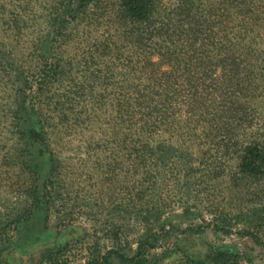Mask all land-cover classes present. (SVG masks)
<instances>
[{"label":"trees","instance_id":"1","mask_svg":"<svg viewBox=\"0 0 264 264\" xmlns=\"http://www.w3.org/2000/svg\"><path fill=\"white\" fill-rule=\"evenodd\" d=\"M80 1L82 11L70 13L67 25L98 26L101 15H109L108 27L114 31L110 44L91 45L81 82L75 81L78 62L61 56L59 40L47 55L40 39L30 53L33 66L22 72L16 68L12 77L5 71L8 82L15 84V109L10 108L7 122L15 144L31 142V147L49 149L47 129L57 131V122H81L84 117L88 125L99 124L105 113L103 123L109 129L105 142L123 145L124 157L138 167L139 195L148 190L165 193V199L152 205L145 202L139 209L146 229L162 221L173 196L188 193L195 207L203 204L199 195L209 182L224 181L229 161H234L236 171L227 186L230 198L254 203L252 209H242L247 217L245 234L264 248V116L258 108L259 100H264V49L256 39L264 30V0H175L169 5L161 0H118L112 8L107 0ZM60 4L62 14L72 5ZM50 16L51 12L44 18ZM61 22L62 30H68ZM66 83L67 93H54ZM172 132L185 150L196 145L199 156L194 159L187 151L162 145L161 134ZM14 154L10 158L31 173L35 184L25 190L32 208H47L61 199L62 173L54 164L41 185L43 174L23 155L24 149L14 146ZM50 158L54 163L52 152ZM211 206V214L224 216L223 207L218 215L216 204ZM143 244L131 259L114 254L139 264L145 255ZM112 253L104 254L102 263L89 264H110ZM232 253L215 249V262L228 264L223 260Z\"/></svg>","mask_w":264,"mask_h":264},{"label":"rangeland","instance_id":"2","mask_svg":"<svg viewBox=\"0 0 264 264\" xmlns=\"http://www.w3.org/2000/svg\"><path fill=\"white\" fill-rule=\"evenodd\" d=\"M61 2L72 3L63 14ZM161 2L169 5L175 0ZM55 3L57 10H52ZM80 3V0H0V264L102 263L108 251L113 252L110 264H137L124 261L114 252L131 259L139 253L143 242L145 255L139 264H192L193 261L218 264L213 254L215 249L233 252L232 257L223 260L228 264H264V248L245 234L248 226L243 210L252 209L254 203L245 201L243 205L238 199L230 198L227 186L229 175L236 171L234 161H229L224 181L209 182L210 186L199 195L205 201L203 204L195 207L188 193L183 198L173 196V204L164 212L162 221L146 229L139 209H143L145 202L152 205L165 199V193L148 190L142 193L144 196L139 195L138 167L130 165L124 157L123 145L105 142L109 139L107 122L103 123L105 113L99 124L88 125L84 117L81 122L74 119L57 122V131L47 129L49 149L41 145L31 147V142L15 144L12 129L7 125L10 108L15 107L12 98L15 84L8 82L10 78L5 71L12 77L16 68L22 72L33 66L35 60L30 58V53L40 39L43 41L40 47L47 55L59 40L63 46L61 56L73 64L78 62L75 81L81 82L85 79L81 73L83 60L88 62L91 45L95 41L110 44L108 37L114 31L108 27L109 15H101L98 26L86 22L80 28L67 25L70 13L82 11ZM107 3L112 8L119 1L107 0ZM49 12L50 18H44ZM92 19L91 23L95 18ZM61 20L68 30H62ZM256 39L264 49V30L256 33ZM68 90L66 83L57 86L54 93L62 95ZM258 104L264 116V100ZM159 139L162 145L179 153L187 151L194 159L200 154L196 145L185 150L186 145L175 132L163 133ZM14 146L24 149L23 155L42 172L38 184L45 182L53 164L62 173L60 200L47 208L31 207L25 190L35 184L32 186L31 173L10 158L15 156ZM51 152L54 163L49 159ZM213 203L218 215L224 208V216L217 218L211 214Z\"/></svg>","mask_w":264,"mask_h":264}]
</instances>
